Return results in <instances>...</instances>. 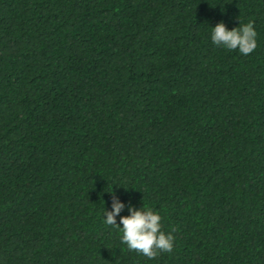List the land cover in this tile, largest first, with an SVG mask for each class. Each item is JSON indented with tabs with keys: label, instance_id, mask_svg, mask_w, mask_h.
<instances>
[{
	"label": "trees",
	"instance_id": "trees-1",
	"mask_svg": "<svg viewBox=\"0 0 264 264\" xmlns=\"http://www.w3.org/2000/svg\"><path fill=\"white\" fill-rule=\"evenodd\" d=\"M112 193L174 251H129ZM0 264H264V0H0Z\"/></svg>",
	"mask_w": 264,
	"mask_h": 264
},
{
	"label": "clouds",
	"instance_id": "clouds-1",
	"mask_svg": "<svg viewBox=\"0 0 264 264\" xmlns=\"http://www.w3.org/2000/svg\"><path fill=\"white\" fill-rule=\"evenodd\" d=\"M211 28L210 40L214 46L222 47L228 51H238L240 55L247 56L257 47V32L253 21L241 24L229 30L223 22ZM110 211L103 209V222L106 226L114 227L121 233V243L129 251H135L155 259L160 253L174 251L175 237L173 232L162 230V217L146 204L135 208L133 205L122 202L112 193ZM127 211V216L120 215ZM119 217V225H117ZM174 231V230H173Z\"/></svg>",
	"mask_w": 264,
	"mask_h": 264
}]
</instances>
